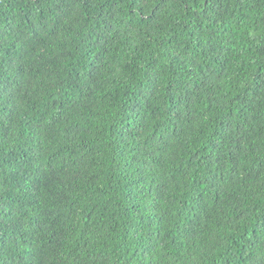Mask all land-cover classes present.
I'll use <instances>...</instances> for the list:
<instances>
[{
    "label": "trees",
    "instance_id": "1",
    "mask_svg": "<svg viewBox=\"0 0 264 264\" xmlns=\"http://www.w3.org/2000/svg\"><path fill=\"white\" fill-rule=\"evenodd\" d=\"M0 264H264V0H0Z\"/></svg>",
    "mask_w": 264,
    "mask_h": 264
},
{
    "label": "snow or ice",
    "instance_id": "2",
    "mask_svg": "<svg viewBox=\"0 0 264 264\" xmlns=\"http://www.w3.org/2000/svg\"><path fill=\"white\" fill-rule=\"evenodd\" d=\"M149 2V0H145V3H148Z\"/></svg>",
    "mask_w": 264,
    "mask_h": 264
}]
</instances>
